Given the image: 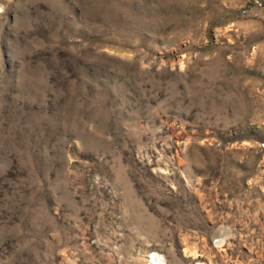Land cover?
I'll use <instances>...</instances> for the list:
<instances>
[{"label": "rangeland", "instance_id": "rangeland-1", "mask_svg": "<svg viewBox=\"0 0 264 264\" xmlns=\"http://www.w3.org/2000/svg\"><path fill=\"white\" fill-rule=\"evenodd\" d=\"M0 264H264V0H0Z\"/></svg>", "mask_w": 264, "mask_h": 264}, {"label": "bare ground", "instance_id": "bare-ground-1", "mask_svg": "<svg viewBox=\"0 0 264 264\" xmlns=\"http://www.w3.org/2000/svg\"><path fill=\"white\" fill-rule=\"evenodd\" d=\"M154 256H155L154 260H156V261H158L160 263L161 262L160 261V258L159 257L157 258V255L156 254Z\"/></svg>", "mask_w": 264, "mask_h": 264}]
</instances>
